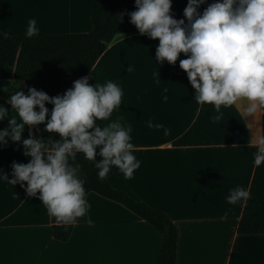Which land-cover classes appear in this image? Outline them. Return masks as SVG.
<instances>
[{"label":"crops","instance_id":"crops-1","mask_svg":"<svg viewBox=\"0 0 264 264\" xmlns=\"http://www.w3.org/2000/svg\"><path fill=\"white\" fill-rule=\"evenodd\" d=\"M16 1L0 0V10L10 4L20 10L0 18L5 33L27 27L30 18L36 19L39 33L50 27L56 29L52 32L89 31L91 10L99 0ZM158 43V38L139 32L118 33L87 75L91 85L113 81L121 87L120 108L103 123L131 125L134 154L142 162L132 179H125L116 167L107 178L113 187L171 217L178 229L176 264L259 263L264 234H239L246 201L229 204L226 197L237 186L250 190L264 109L248 116L243 110L247 101L240 100L214 120V107L194 99L195 90L179 66L184 54L175 65L161 63L155 56ZM164 88L167 101L162 99ZM16 91L26 94V79L0 78V103ZM9 115H16L15 110ZM148 120L163 124L169 134L149 128ZM7 126V120L0 121V129ZM29 159L22 145L9 140L0 146V173L12 178V162ZM86 199L94 224L77 218L70 238L60 241L53 237L50 215L38 196L0 180V264H157L161 233L118 202L95 192Z\"/></svg>","mask_w":264,"mask_h":264},{"label":"clouds","instance_id":"clouds-1","mask_svg":"<svg viewBox=\"0 0 264 264\" xmlns=\"http://www.w3.org/2000/svg\"><path fill=\"white\" fill-rule=\"evenodd\" d=\"M205 3L188 0L184 18L176 19L172 0H135V10L128 15L141 35L158 38L157 61L175 65L184 54L179 66L195 90L197 103L214 107V120L221 118L223 108L240 100L247 101L244 112L254 116L264 109V0H213L199 11ZM38 33L36 19L30 18L25 35ZM131 70L130 65L127 71ZM163 93L162 99L167 101L168 89ZM122 97L123 91L115 82L91 85L88 76L75 80L71 88L56 96L35 87H29L27 94L14 92L6 103H0V121L7 120L8 125L0 129V146L11 140L18 147L22 145L23 155L30 159L27 163L13 161L12 178L3 172L0 180L20 184L28 196H38L57 224L67 226L84 218L93 225L85 181L76 162L78 154L95 163L101 179L113 167L125 179H132L142 163L134 154L132 126L119 120L103 123L120 108ZM48 103L53 105L51 110ZM10 109L16 115H9ZM41 124L43 131L58 133L60 138L34 136L31 129L39 131ZM147 126L163 128L164 134H169L168 128L152 120ZM26 128L28 136L24 138ZM255 147L254 163L260 166L264 162V136L256 139ZM98 155L102 159H97ZM249 198L250 192L243 186L231 189L226 197L229 204ZM226 217L227 213L222 219Z\"/></svg>","mask_w":264,"mask_h":264},{"label":"trees","instance_id":"trees-1","mask_svg":"<svg viewBox=\"0 0 264 264\" xmlns=\"http://www.w3.org/2000/svg\"><path fill=\"white\" fill-rule=\"evenodd\" d=\"M212 2L206 0L198 10L202 12ZM187 3L188 0H172V15L176 19L184 18ZM134 10L135 0H99L91 10L92 28L89 31L42 32L27 37L25 33L8 34L0 29V78L13 76L26 79V94L29 87L43 90L50 96L63 94L73 86L75 80L88 75L116 34L139 32L128 15ZM46 106L50 110L53 108L50 103ZM32 129L37 138H60L58 133L43 131L44 124L39 125V131ZM76 162L85 181L86 197L90 192H95L122 204L146 220L163 236L157 264H176L178 229L171 217L126 191L113 187L107 176L99 178L95 163L84 159L82 154H78ZM249 192L250 198L246 200L238 233L264 234V162L256 165ZM50 220L53 237L67 241L74 224H57L51 216Z\"/></svg>","mask_w":264,"mask_h":264},{"label":"rangeland","instance_id":"rangeland-1","mask_svg":"<svg viewBox=\"0 0 264 264\" xmlns=\"http://www.w3.org/2000/svg\"><path fill=\"white\" fill-rule=\"evenodd\" d=\"M13 2H17L16 0H13ZM12 2V3H13ZM10 4V3H9ZM1 7V6H0ZM18 12H20V10H16L15 7L11 6H7V9L6 10H0V18L4 17L5 19H8L7 18V15L9 13H15L17 14ZM23 12V11H22ZM25 12V11H24ZM23 12V13H24ZM17 18V17H16ZM12 20H16L15 18L12 19ZM19 21V20H18ZM10 28V27H8ZM27 27H24V26H19L17 28H12V29H9L11 33H8V34H21V33H25V30H26ZM51 28V29H50ZM48 29H45V30H42V31H46V32H52V31H55L56 29H53L52 27H50ZM89 28H90V21H89ZM41 29H39L40 31ZM85 30V29H84ZM65 30H60L59 32H64ZM66 31H70V32H73V31H77L76 29L72 28V29H69V30H66ZM65 31V32H66Z\"/></svg>","mask_w":264,"mask_h":264},{"label":"bare ground","instance_id":"bare-ground-1","mask_svg":"<svg viewBox=\"0 0 264 264\" xmlns=\"http://www.w3.org/2000/svg\"><path fill=\"white\" fill-rule=\"evenodd\" d=\"M258 261L260 259H257ZM243 264H264V247L261 248V261L259 263H257V261L255 260L253 263H243Z\"/></svg>","mask_w":264,"mask_h":264}]
</instances>
